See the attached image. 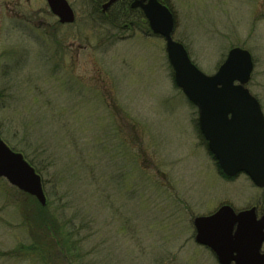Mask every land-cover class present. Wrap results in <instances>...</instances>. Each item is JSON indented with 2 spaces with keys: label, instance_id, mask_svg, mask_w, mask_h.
<instances>
[{
  "label": "rangeland",
  "instance_id": "obj_1",
  "mask_svg": "<svg viewBox=\"0 0 264 264\" xmlns=\"http://www.w3.org/2000/svg\"><path fill=\"white\" fill-rule=\"evenodd\" d=\"M69 1L78 18L59 27L46 0H0V133L41 175L48 204L35 200L56 226L27 221L33 201L0 178V264H220L195 217L224 204L260 217L264 189L222 175L162 37ZM165 1L204 73L233 47L251 53L264 111V0Z\"/></svg>",
  "mask_w": 264,
  "mask_h": 264
},
{
  "label": "water",
  "instance_id": "obj_2",
  "mask_svg": "<svg viewBox=\"0 0 264 264\" xmlns=\"http://www.w3.org/2000/svg\"><path fill=\"white\" fill-rule=\"evenodd\" d=\"M47 1L62 23L75 20L66 0ZM133 7H141L153 33L165 39L176 85L198 108L200 129L222 171L228 177L244 172L257 187L264 188V114L246 86L254 70L251 53L231 48L219 69L208 75L192 62L185 46L174 40L175 18L166 5L158 0H137ZM0 177L47 205L41 175L1 135ZM194 225L196 242L210 248L220 264H264V215L258 218L256 207L237 212L223 205L211 215L196 217Z\"/></svg>",
  "mask_w": 264,
  "mask_h": 264
},
{
  "label": "flooded vegetation",
  "instance_id": "obj_3",
  "mask_svg": "<svg viewBox=\"0 0 264 264\" xmlns=\"http://www.w3.org/2000/svg\"><path fill=\"white\" fill-rule=\"evenodd\" d=\"M71 7V9L74 12L75 20L73 23H62L60 18L56 16L52 11L50 10L49 4L47 3V11L51 13V15L56 19L57 26L59 27H65L67 25H73L75 24L78 13L75 11L74 7L72 6V3H70L69 0H66ZM110 0H103L98 5L96 3V0H88V8L87 13H90V17L92 15H95L97 12H101L103 15H108L110 13V17L108 19V22L117 26V30L119 32H131V33H147L149 38H154L156 35L153 34L149 21L146 18L145 12L141 7H133V4L137 0H115L113 4L110 5V7L107 10H103V6L107 4ZM149 0H145V3H147ZM160 1V0H158ZM161 2V1H160ZM116 17H120L119 23H113L111 22V19H114ZM58 27V28H59ZM116 27H113L114 29ZM128 38V37H127Z\"/></svg>",
  "mask_w": 264,
  "mask_h": 264
},
{
  "label": "trees",
  "instance_id": "obj_4",
  "mask_svg": "<svg viewBox=\"0 0 264 264\" xmlns=\"http://www.w3.org/2000/svg\"><path fill=\"white\" fill-rule=\"evenodd\" d=\"M163 3H166V1L165 0H161ZM111 22H113L114 24L115 23H119L120 22V17H116V18H114V19H111ZM30 162H31V164L32 165H34L33 163H32V161L31 160H29ZM26 196L30 199L29 201H33L34 203H36L37 204V206L35 205V204H33V202H31V204H30V209H27L28 208V203L27 204H25V210H24V216L26 217V219H27V221H29V222H36V224L39 226L38 228H40L39 230H41L40 232H42L43 233V228H49V229H53V230H55L54 229V227H56L55 226V223H52L51 224V220H50V218L45 214H42V212H43V210L45 209V208H43L42 206H40L38 203H37V201L35 200V198L34 197H32V196H30V195H28V194H26ZM32 209L33 210H35V211H32ZM54 226V227H53ZM36 229V228H35ZM37 230V229H36ZM56 231V230H55ZM40 234L41 233H39L38 234V236L39 237H41L40 236ZM44 239V238H43ZM45 240L47 241V238L45 237ZM50 242V241H49ZM57 244H59V243H57ZM42 245H43V248H44V251H45V255H47L48 254V247L50 246L49 245V243L47 242V243H44V242H42ZM33 248V247H32Z\"/></svg>",
  "mask_w": 264,
  "mask_h": 264
}]
</instances>
